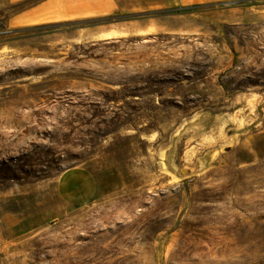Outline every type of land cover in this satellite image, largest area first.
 Masks as SVG:
<instances>
[{"label": "rangeland", "instance_id": "obj_1", "mask_svg": "<svg viewBox=\"0 0 264 264\" xmlns=\"http://www.w3.org/2000/svg\"><path fill=\"white\" fill-rule=\"evenodd\" d=\"M0 264H264V0H0Z\"/></svg>", "mask_w": 264, "mask_h": 264}, {"label": "crops", "instance_id": "obj_2", "mask_svg": "<svg viewBox=\"0 0 264 264\" xmlns=\"http://www.w3.org/2000/svg\"><path fill=\"white\" fill-rule=\"evenodd\" d=\"M58 187L63 197L73 203L88 201L94 191L90 177L78 169H67L58 177Z\"/></svg>", "mask_w": 264, "mask_h": 264}]
</instances>
